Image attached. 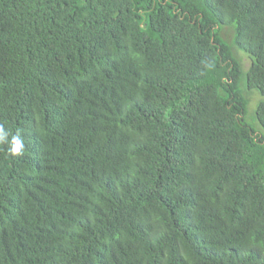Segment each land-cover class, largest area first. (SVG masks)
<instances>
[{
	"label": "trees",
	"instance_id": "16d2710c",
	"mask_svg": "<svg viewBox=\"0 0 264 264\" xmlns=\"http://www.w3.org/2000/svg\"><path fill=\"white\" fill-rule=\"evenodd\" d=\"M0 124V264H264V0H0Z\"/></svg>",
	"mask_w": 264,
	"mask_h": 264
},
{
	"label": "clouds",
	"instance_id": "9594fccd",
	"mask_svg": "<svg viewBox=\"0 0 264 264\" xmlns=\"http://www.w3.org/2000/svg\"><path fill=\"white\" fill-rule=\"evenodd\" d=\"M0 145L6 146L7 155L10 157L20 155L25 148L24 139L20 133H10L3 124H0Z\"/></svg>",
	"mask_w": 264,
	"mask_h": 264
},
{
	"label": "rangeland",
	"instance_id": "374dc122",
	"mask_svg": "<svg viewBox=\"0 0 264 264\" xmlns=\"http://www.w3.org/2000/svg\"><path fill=\"white\" fill-rule=\"evenodd\" d=\"M244 59L246 61L245 64L249 65V62H248V60H247V58L245 56H244ZM259 100H260V97L257 94H252L251 95V101H252L251 105H252V109H254L256 107V105H257V103H258Z\"/></svg>",
	"mask_w": 264,
	"mask_h": 264
}]
</instances>
